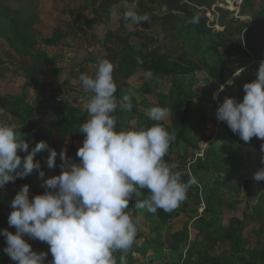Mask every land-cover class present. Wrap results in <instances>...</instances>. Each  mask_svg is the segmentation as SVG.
Masks as SVG:
<instances>
[{"label": "rangeland", "instance_id": "rangeland-1", "mask_svg": "<svg viewBox=\"0 0 264 264\" xmlns=\"http://www.w3.org/2000/svg\"><path fill=\"white\" fill-rule=\"evenodd\" d=\"M100 0H0V11L5 7L17 11L15 19L21 32L28 39L27 49L37 52L40 57L24 55L21 49L14 51L6 39L8 35V23L0 18V59L6 62L2 66L6 77L0 78V96L16 95L21 96L25 110L34 107V119L26 124L21 123L17 118L10 116L0 109V121L13 123L17 129H26L31 123L38 125L48 124L52 118L50 112H43L46 105H51L52 98L67 99L74 103L78 113H87V104L91 93L86 92L79 80L81 73L94 75L100 59H108L118 65L117 57L112 56L119 53V45L106 39L109 32H115L120 37L129 36V42L139 50V60L142 56L167 52L170 59L179 60L183 56L185 61H181L180 69L187 67V62L193 67L192 75L196 79L194 90L200 92L206 86L207 74L205 65L196 57H190L188 51L181 45L176 38H170L168 34L159 30L163 27L165 14L164 8L159 15L149 14L148 20L140 24L132 25L124 19V12L127 5L135 4L136 9H143L139 0L113 1V12L108 17H98L93 14L92 9L97 8ZM195 15L200 19H205L206 26L218 36L228 39H242L243 42H250L255 49H264V0H199L196 4ZM11 16V15H10ZM171 25V24H170ZM57 29L63 34L60 41L54 36V30ZM248 40H244L245 37ZM44 39H49L52 44L45 45ZM118 55V54H117ZM89 57L97 58L94 63H86L85 59ZM235 65H241L239 56L226 57ZM250 63L242 67L241 85L251 82L257 74L261 63H264V52H250ZM81 67H80V66ZM251 65V66H250ZM40 66L43 71L44 80L51 86L46 87L44 92L40 83L31 81L24 77L19 68L32 69ZM250 66V67H249ZM88 67V68H86ZM80 69H83L80 71ZM146 78L145 73L138 75L134 82ZM147 81H151L147 78ZM61 84V85H60ZM168 82L162 81L158 84L159 89L165 90ZM117 85L123 91H131L133 84L131 81H125L118 78ZM56 89V90H54ZM126 89V90H125ZM234 91L236 86L233 85ZM218 90L213 91V99L217 100ZM141 96L139 95L138 98ZM155 93L147 94L146 98L154 103ZM84 101H87L84 103ZM173 106L171 107V109ZM208 115L210 109H207ZM217 113V112H216ZM178 113L169 110L167 116L162 120L172 126L174 139L170 144L168 153L164 160L169 164H174V171L181 173L183 181L194 177L196 183L193 186L198 187L199 198L202 197L205 189L212 196H219L220 213L209 217L203 214L205 203L202 201L200 207L191 205L195 189H189L187 199L182 203L188 205L187 212L178 214L172 220L165 224L157 216L143 217L137 213L131 212L134 216L137 233L145 237H153L158 240L157 244L148 246L144 241L137 240L138 251L135 257L141 261L154 258L160 262L168 255L172 256L170 243L173 235L178 234L180 250L184 253L187 249H192L191 257L187 264H252L249 250L259 254L255 260L264 257V185L261 181L253 179V175L248 176L243 181L250 179L256 185L262 187L259 193L251 197L246 195L244 188L240 187L238 192L231 193L226 187L220 184L223 176L214 167L217 160L223 157L224 152L220 146L226 144L219 134L217 127L213 129L202 127V131L194 132V142L198 149L185 146L177 137L176 125ZM217 123L221 122L217 119ZM57 136V135H54ZM66 143L67 139H63ZM67 144V151L73 154L77 147ZM43 161L41 167L46 166L47 155L41 152ZM211 161V162H210ZM55 167V166H54ZM54 167L44 173V177H38L34 185L37 188V194L46 190L44 181L54 175H58ZM21 184L17 191L20 190ZM36 195L29 191V198ZM195 200V199H194ZM181 204V205H182ZM219 224L224 228L221 238L211 236L209 229L214 226L211 223ZM157 225L160 228L154 231ZM214 225V224H213ZM11 232L15 233V228L9 226ZM26 235L23 237L25 239ZM238 237L243 243L240 244L244 251L237 254V248L232 245L231 239ZM121 253L117 252L119 257ZM10 264H16L11 261ZM182 264V263H181Z\"/></svg>", "mask_w": 264, "mask_h": 264}, {"label": "clouds", "instance_id": "clouds-1", "mask_svg": "<svg viewBox=\"0 0 264 264\" xmlns=\"http://www.w3.org/2000/svg\"><path fill=\"white\" fill-rule=\"evenodd\" d=\"M135 4H129L124 19L132 25L148 20L138 14ZM188 23L196 24L194 15ZM245 69L233 73L239 76ZM114 64L100 59L94 74L81 73L83 89L91 93L87 104V119L79 132L84 134L74 162L62 150L60 173L44 181L46 190L29 198V186L24 184L10 202L8 224L15 233L0 229L5 238L3 249L16 264H45L46 252L33 251L23 238L39 240L49 245V264H127V254L136 244L137 226L128 211L130 201L136 207L155 214L157 210L172 212L186 199L196 183L194 177L183 181L174 164L165 162L174 133L161 123L168 110L160 106L149 110L151 126L117 130L119 107L130 112L129 97L118 101L113 77ZM152 72H145L151 78ZM231 85L232 81L227 82ZM220 85L219 91L224 90ZM242 100L225 98L217 109V119L237 134L245 143L256 137L264 140V63L256 79L243 84ZM21 129V128H20ZM17 125L0 121V189L17 178H25L35 169L44 177L36 153L47 149V166H55L57 152L45 141H39L28 151L29 144ZM264 152V144L261 145ZM27 152L21 157L19 153ZM261 167L253 174L264 181V156ZM147 190V195L144 191ZM119 252V261L116 253Z\"/></svg>", "mask_w": 264, "mask_h": 264}, {"label": "trees", "instance_id": "trees-1", "mask_svg": "<svg viewBox=\"0 0 264 264\" xmlns=\"http://www.w3.org/2000/svg\"><path fill=\"white\" fill-rule=\"evenodd\" d=\"M113 1L124 0H100L97 8H93L92 12L98 17L111 16L113 12ZM141 7L135 9L138 14H149L157 16V12H161L164 8L165 14L163 27L159 30L168 34L171 39L176 38L181 45L188 51L190 57H196L203 62L206 68L207 80L206 86L202 91L196 92L194 85L196 79L192 75L193 67L187 62V67L183 70L180 69L181 61H185L183 56H180L179 60L170 59L167 52H161L151 54L150 56H142L139 60V50L136 49L130 42L129 36L120 37L115 32H109L106 35L107 40H111L119 45L117 54L112 56V59L117 57L118 65L114 67L113 77L116 83V97L118 101L127 96L130 98L133 108L130 112L122 111L119 107L114 115L117 116V130L120 129H132L138 128L141 125L151 126L154 121L149 117V110L152 107L160 106L169 110H176L178 113V120L176 125L177 137L185 146L198 149L194 142L195 133L202 131V127L213 129L218 128L220 135L226 144L220 146L221 151L224 152L223 157L216 161L215 168L221 173L223 178L220 184L227 188L231 193L239 191V188H244L246 195L251 197L252 195L259 193L262 189L260 185H256L250 179L243 181L248 176L253 175L262 165L261 157L264 156V152L261 150V145L264 144V140L256 137L251 138L250 142L245 143L237 134H234L224 122L217 123L216 112L218 107L223 103L225 98L234 97L237 100H242L244 95L243 85H241V73L239 76L233 77V73L250 63V52H258L262 54L264 49H255L250 42H243L242 39L228 40L224 39L218 34L213 33L207 26L205 19H200L196 24L188 23L187 21L195 15L196 4L199 0H139ZM11 15V16H10ZM17 11L5 7L0 11V18L5 19L8 23L7 32L8 35L4 38L10 45V47L19 52L21 49L24 51V55L39 59L42 57L32 49H27L28 39L26 35L20 31L15 16ZM197 16V15H196ZM159 18V17H158ZM171 24V25H170ZM54 36L57 41L63 38V34L55 29ZM249 37H245L244 40H248ZM45 45H51L52 42L49 39H44ZM239 56L241 65H235L232 61H228L226 57ZM86 63H94L97 58L89 57L85 59ZM6 64L0 59V78L5 77L2 66ZM80 66V65H79ZM251 66V65H250ZM249 66V67H250ZM81 67V66H80ZM88 68V67H86ZM89 69V68H88ZM83 69H80V71ZM21 74L30 79L31 81L38 82L41 85L42 90L45 92L46 87L50 86L47 81L44 80L43 71L40 66H36L32 69L19 68ZM139 71L143 73L147 71L152 72L151 81L147 79L142 82L134 83L132 79L136 77ZM94 76V75H92ZM257 74L254 76L256 79ZM118 78L125 81H131L133 87L131 91H123L118 85ZM232 81L231 85L227 82ZM162 81H167V88L165 90L159 89L158 84ZM61 85V84H60ZM220 85H224V90L219 91ZM233 85L236 86V91L233 89ZM51 87V86H50ZM56 90V89H54ZM126 90V89H125ZM218 90L217 100L213 99V91ZM155 93L154 103L146 98L147 94ZM139 95L141 96L140 98ZM173 108L171 109V107ZM0 109L8 113L10 116L17 118L21 123L27 124L29 120L34 119L35 109L30 110L24 108L23 100L21 96L16 95H4L0 96ZM207 109H210L208 115ZM50 112L52 118L45 125L32 124L26 129H20L24 133V139L29 144L28 151L35 146L39 141H45L48 146L55 149L57 157L55 160V167L53 170H57V166L60 165V152L64 150L68 157L74 162H78L79 158L76 157L77 145L81 146L84 134L79 132L81 124L87 119L88 113H78V109L74 103L70 100H63L52 98L51 105H46L43 112ZM161 123L169 130L173 132L172 126L166 124L164 121ZM57 135V136H54ZM63 139H67L66 143L76 146V150L73 154H69L67 151V144ZM49 155L47 149L42 150L35 154L34 162L43 161L40 153ZM21 157L27 155V152L19 153ZM211 162V161H210ZM41 170L46 173L50 169L49 167L42 166ZM60 171V168H59ZM39 175L37 170H33L30 175L25 178H17L14 182H8L3 189H0V229H9L8 215L10 214V202L15 197L17 188L21 184H27L29 191L37 194V188L34 183L37 181ZM264 185V181H261ZM190 189H195L197 192L194 194L193 202L191 205L200 207V203H205L203 208V214L211 217L220 213L219 196H212L205 189L202 197L199 198L198 187L191 186ZM147 195V190L144 191ZM188 205L185 203L180 205L172 212H165L158 209L157 213H149L146 209H140L136 207L135 200L130 201L128 211L137 213L143 217L157 216L162 220V223L169 224L168 222L176 217L178 214L187 212ZM211 223L213 228L209 229L211 236L221 238L224 232V228L219 224ZM214 224V225H213ZM160 228L159 225L154 227V231ZM11 232V231H10ZM183 232V231H182ZM182 232H177L173 235V240L170 243V249L172 256L168 255L164 257L160 262H157L154 258H148L143 261L137 259L135 255L139 253L137 240L144 241L148 246L151 244H157L158 240L153 237H145L141 233H137L136 244L133 245L132 250L127 254V264H187L192 254V249H187L184 253L180 250L178 234L182 236ZM185 233V232H183ZM25 240L32 246L33 251L37 253L43 251L48 255L45 259V264H49L52 260L51 253L49 251V245L39 240L29 238L27 235ZM231 244L237 248V254H241L244 249L240 246L242 242L238 237L231 239ZM6 247L5 238L0 235V264H10L12 261L10 257L4 253L3 249ZM252 264H264V257L259 260H255L259 254L249 250ZM121 255V254H120ZM119 255V256H120ZM119 261V257H117ZM235 264V263H225Z\"/></svg>", "mask_w": 264, "mask_h": 264}, {"label": "crops", "instance_id": "crops-1", "mask_svg": "<svg viewBox=\"0 0 264 264\" xmlns=\"http://www.w3.org/2000/svg\"><path fill=\"white\" fill-rule=\"evenodd\" d=\"M141 73H143V72H142V71H139L138 74L136 75V77H134V78L132 79V82H134V79H137L138 75L141 74ZM5 77H6V75H5ZM144 79H147V78H143L142 80H144ZM139 82H141V81H137V82H134V83H139ZM86 102H87V101H84V103H86Z\"/></svg>", "mask_w": 264, "mask_h": 264}]
</instances>
